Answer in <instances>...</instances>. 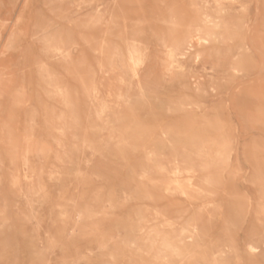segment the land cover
I'll use <instances>...</instances> for the list:
<instances>
[{
	"label": "rangeland",
	"instance_id": "374dc122",
	"mask_svg": "<svg viewBox=\"0 0 264 264\" xmlns=\"http://www.w3.org/2000/svg\"><path fill=\"white\" fill-rule=\"evenodd\" d=\"M260 237L264 0H0V264H264Z\"/></svg>",
	"mask_w": 264,
	"mask_h": 264
},
{
	"label": "bare ground",
	"instance_id": "6f19581e",
	"mask_svg": "<svg viewBox=\"0 0 264 264\" xmlns=\"http://www.w3.org/2000/svg\"><path fill=\"white\" fill-rule=\"evenodd\" d=\"M174 12V11H173ZM174 14H176V13H174ZM209 18V17H208ZM208 18H203V19H201L200 20V22L199 23H196L193 27L192 26H188V28H187V31H186V36H187V40H186V43L184 44V49L186 50V51H189V52H191V51H193L194 49H196V46H198V45H200V42L202 41V35L204 34V30H203V25H205V24H207L208 22H209V20H208ZM101 21V20H100ZM99 21V22H100ZM138 22V21H137ZM139 23V22H138ZM125 25V24H124ZM204 42V41H203ZM207 42V41H206ZM124 44V43H123ZM136 46V45H135ZM134 46V44H132V47H133V49L130 51L131 53H130V64L132 65V68H133V72H134V74H138V70H139V72H140V69H137V64H138V60L140 59V58H138L139 56H138V54H137V50H138V48L137 47H135ZM139 46V45H138ZM125 47V46H124ZM76 48V47H75ZM129 48H131V47H129ZM77 49H78V47H77ZM127 49V48H126ZM74 50V49H73ZM139 50H140V48H139ZM170 51L167 53V55H168V57H173V55H177V54H179V53H182V51H179V48L178 47H174V48H170L169 49ZM142 51V50H141ZM64 52H66V51H61V53H64ZM141 53V52H140ZM143 54H144V52H143ZM125 55H127V54H125ZM142 55V54H141ZM143 57H144V55H142ZM171 57V58H172ZM117 58V57H116ZM121 58V57H120ZM170 58V59H171ZM185 58V57H184ZM146 59V58H145ZM116 60V59H115ZM141 60V59H140ZM167 60H168V58H167ZM102 61V60H101ZM122 61V60H121ZM129 61V60H128ZM145 61V60H144ZM175 62V61H174ZM141 63V62H140ZM145 63V62H144ZM129 64V65H130ZM171 62H170V60H168L167 62H166V67H165V72L167 73V71H169L170 69H171ZM130 68V67H129ZM131 68V69H132ZM123 69H125V68H123ZM123 69H121V70H123ZM130 69V71L132 72V70ZM173 69V68H172ZM126 71V70H125ZM128 71V70H127ZM107 72V71H106ZM123 72V71H122ZM130 72V73H131ZM132 72V73H133ZM125 72H123V74H124ZM133 75V74H132ZM139 75V74H138ZM105 77V76H104ZM125 78H126V76H125ZM127 80V79H126ZM140 81V80H139ZM128 82V81H127ZM141 82V81H140ZM141 88L143 89V87L141 86ZM102 105V104H101ZM199 105V104H198ZM198 105H197V107H198ZM206 112V111H205ZM69 163V162H68ZM205 204H207V203H205ZM206 206V205H205ZM210 206V205H209ZM222 209V208H221ZM200 210V209H199ZM215 217V216H214ZM210 223V222H209ZM183 225V224H182ZM219 225V224H218ZM183 226H185L184 227V229H188V228H190V226H193L194 228H196L197 230H198V228H200V226H201V222H200V220H199V217H197V216H195V218H194V222H191V221H189V222H187L186 223V225H183ZM211 226V225H210ZM222 226V225H221ZM181 228H182V226H181ZM217 228V227H216ZM221 228V227H220ZM196 229H194V230H196ZM196 230V231H197ZM213 230V229H212ZM215 230V229H214ZM217 230V229H216ZM219 230V229H218ZM192 231V230H191ZM207 232H209L208 230H207ZM150 233V232H149ZM181 233V232H180ZM190 233V232H189ZM192 233H194L193 231H192ZM226 233V232H225ZM206 234V233H205ZM204 234V235H205ZM208 234V233H207ZM214 234V233H213ZM179 235V234H178ZM208 236V235H207ZM187 237H192V234H189ZM214 238V237H213ZM214 240V239H213ZM260 242L262 243V246H253L252 244V246H250V249H251V251H253L254 253H262V252H264V240H263V238L262 237H260ZM210 243V242H209ZM225 243V242H224ZM211 244V243H210ZM238 244V243H237ZM231 246V245H230ZM234 246V245H233ZM245 246H247V245H245ZM209 247V246H208ZM228 247V246H227ZM248 248V247H247ZM225 249H226V247H225ZM228 249V248H227ZM205 250V249H204ZM200 253V252H199ZM249 253V252H248ZM250 254V253H249ZM247 255V254H246ZM263 255V254H262ZM259 256H261V255H259ZM246 258V257H245ZM255 258V257H254ZM216 259V258H215ZM241 259V258H240ZM248 259V258H247ZM215 261V260H214ZM247 262V261H246ZM261 262V261H260ZM218 263V262H217ZM240 263H241V261H240ZM239 263V264H240Z\"/></svg>",
	"mask_w": 264,
	"mask_h": 264
}]
</instances>
